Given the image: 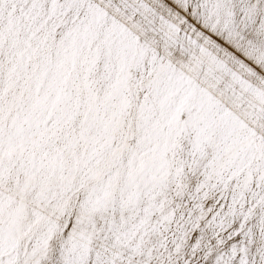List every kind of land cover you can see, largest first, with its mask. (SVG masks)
<instances>
[{"label":"snow or ice","instance_id":"1","mask_svg":"<svg viewBox=\"0 0 264 264\" xmlns=\"http://www.w3.org/2000/svg\"><path fill=\"white\" fill-rule=\"evenodd\" d=\"M0 264H264V0H0Z\"/></svg>","mask_w":264,"mask_h":264}]
</instances>
